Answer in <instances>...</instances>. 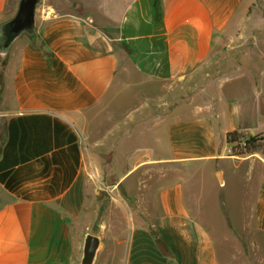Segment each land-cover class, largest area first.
Instances as JSON below:
<instances>
[{"label": "crops", "instance_id": "obj_1", "mask_svg": "<svg viewBox=\"0 0 264 264\" xmlns=\"http://www.w3.org/2000/svg\"><path fill=\"white\" fill-rule=\"evenodd\" d=\"M256 1L47 0L35 37L18 39L1 71L0 264L80 263L84 228L92 229L83 226L93 220L91 169L128 168L145 150L132 170L164 179L167 172L152 165L223 160L230 132L264 135V67L250 61L238 80L209 79L187 106H166L226 36L245 32ZM19 2L0 0V24ZM261 50L253 55L264 58ZM165 151L170 157L151 155ZM230 159L235 170L222 169L221 185L231 176L255 186L247 216L258 236L254 249L264 253V153ZM130 175L115 184L126 185L119 201L133 221L127 264H235L216 235L225 230L213 220L215 199L210 228L200 218L202 198L188 202L180 182L144 198L132 195ZM123 232L103 242L96 264L123 257Z\"/></svg>", "mask_w": 264, "mask_h": 264}, {"label": "rangeland", "instance_id": "obj_2", "mask_svg": "<svg viewBox=\"0 0 264 264\" xmlns=\"http://www.w3.org/2000/svg\"><path fill=\"white\" fill-rule=\"evenodd\" d=\"M46 4L47 0H45L43 11L38 16L44 12ZM248 18L245 32L242 29L235 34H231V36H226L223 43L217 47L215 54L206 62L197 76L194 79L180 83L176 89V92H179L176 97H173V94L169 95L166 103L168 110L174 103H182L184 106H187L186 104H189L187 101L192 96L200 94L209 79L216 80L221 77L231 76L238 80L240 76H244V73L239 72L240 66L248 64L249 61L250 64H256V66L261 68L264 67V58L260 55L257 57L253 55V50L262 49L261 52L264 56V0L256 1L248 12ZM246 51H251V57L245 56L247 55ZM3 66L4 64L0 63V81ZM254 92V85L250 86L247 90L246 97L248 95L253 96ZM239 96L243 99L244 94L241 92L237 97ZM195 103L199 105L197 101ZM187 108H192V106H188ZM4 134L5 123L1 121V140ZM261 138L264 139L263 134ZM228 149L229 145L226 144L221 154L224 156H220V159L224 158L223 160L200 158L183 162L177 161L171 164L152 165L151 167L156 168L154 170H157V167H161L162 171L167 172L168 176L164 179L159 175H155L154 172L149 176L144 175L147 169L145 167L132 170V166L136 165L137 161L148 157L145 150L134 153L133 162L129 163L128 168L113 170L104 168L101 169V172L96 169H91L94 193L91 195L92 206L90 208V214H92L93 220L86 222L83 226L92 229L84 228L82 234L83 239L88 231L100 234L101 232L97 230H102L103 233L100 235L103 238V242L105 240L109 242L116 239L113 236L117 238L121 236L122 230L124 229L123 237L126 242L122 247L121 255L123 257L120 259L119 257L112 258L109 264H127L126 257L129 251L133 221L126 201H119V199H122V196L127 197L126 185L115 186V184L117 176L122 177L124 174L130 172L131 175L126 179V184L130 187L132 195L138 194L144 198L157 196L165 186L180 182L184 195L188 197V202H190L189 199L193 194H197L202 198L199 208L201 210L200 218L205 219L208 226L210 225L212 228L213 217L210 214L214 212L211 207L214 206V201L212 200L215 199V202H217L215 208L219 216H214L213 220H215L216 225H219V228L225 230L216 234L222 246L225 247V250H223L224 256H229L235 264H240L245 259L251 264H261L260 260L264 257V253L254 249L253 242L257 241L258 236L250 228L251 217L247 216L250 210L246 204L249 199L254 200L255 186L246 183L245 179L231 176L226 177L227 184L224 183L221 185L219 179L220 172H223L222 169H225L227 174L235 170L233 159H230V155L227 152ZM159 153L161 152L151 155L157 158H164V156L170 157L167 151L161 154ZM103 155L109 156V154ZM129 203L132 204L133 202ZM113 210L115 214L112 213ZM246 248L250 250L246 252ZM97 264H100V262Z\"/></svg>", "mask_w": 264, "mask_h": 264}, {"label": "water", "instance_id": "obj_3", "mask_svg": "<svg viewBox=\"0 0 264 264\" xmlns=\"http://www.w3.org/2000/svg\"><path fill=\"white\" fill-rule=\"evenodd\" d=\"M45 0H20L16 14L0 24V63L5 64L15 42L23 36L35 37L37 20ZM103 246L100 234L88 231L84 235L83 252L79 264H96Z\"/></svg>", "mask_w": 264, "mask_h": 264}, {"label": "trees", "instance_id": "obj_4", "mask_svg": "<svg viewBox=\"0 0 264 264\" xmlns=\"http://www.w3.org/2000/svg\"><path fill=\"white\" fill-rule=\"evenodd\" d=\"M227 143L234 146V150L239 151L240 156H248L256 153H264V139L261 135H254L249 138L242 137L238 131L230 132L227 136ZM160 249L168 255L166 246L158 241Z\"/></svg>", "mask_w": 264, "mask_h": 264}, {"label": "built area", "instance_id": "obj_5", "mask_svg": "<svg viewBox=\"0 0 264 264\" xmlns=\"http://www.w3.org/2000/svg\"><path fill=\"white\" fill-rule=\"evenodd\" d=\"M229 145V149L227 150L228 154L231 156V157H236V158H239L241 157L239 154V151L238 150H234V146L231 145V144H228Z\"/></svg>", "mask_w": 264, "mask_h": 264}]
</instances>
